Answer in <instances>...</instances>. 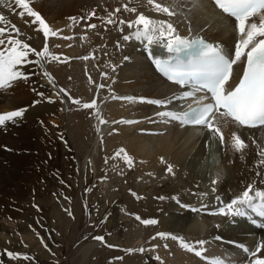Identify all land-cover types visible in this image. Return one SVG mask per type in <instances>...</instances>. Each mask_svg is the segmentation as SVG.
Instances as JSON below:
<instances>
[{
    "label": "bare ground",
    "instance_id": "obj_1",
    "mask_svg": "<svg viewBox=\"0 0 264 264\" xmlns=\"http://www.w3.org/2000/svg\"><path fill=\"white\" fill-rule=\"evenodd\" d=\"M8 2L10 0L0 3V13L20 29V38L25 39L36 49L39 48V42L44 43L43 33L35 30L37 26L31 24L32 18L27 16L21 18L17 14L18 8L15 12L10 11L6 6ZM93 2H115L118 7L128 3L129 7L137 8V13L126 12L123 19H135L138 13L143 12L155 19L169 20L177 31L185 36H202L221 45L225 50L232 51L238 40L235 22L215 9L209 0H157L176 6L175 10L178 14L172 17L153 11L152 6L147 5V0H30V6L39 11L47 23L54 29H62V36L71 38H49L53 42L50 46L51 51L61 56L60 61L46 63L51 70L50 74L54 78L55 85L49 83L48 78L43 75V72L47 71L45 66L41 69L33 64L23 68V71L30 73L28 79H19L11 87L0 89V113L25 109L23 117L0 126V224L16 223L29 213L22 204L25 197L32 199L40 190L43 191L42 200L48 196L49 191L45 189L46 184L49 183L48 178L45 179L43 176L41 180L37 179L42 177L44 172H49L54 164L53 155L68 143L65 132L62 131L63 127L57 122L53 132L47 131V125H53V120L48 124L49 119L55 118L58 122H63L65 119L63 105L59 107V102L55 100L58 92L56 85L60 79L63 80L70 69H78L77 71L82 74L84 59H78L80 53L86 56L89 50L105 44V61L98 62L100 65L98 82L104 85V92H96L97 105L105 122H100L95 141L105 136L109 141L105 143V149H112L114 146L119 147L118 149L123 148L133 159L132 167L136 175L131 185V192L124 196L123 204H115V197L109 201L108 207L111 211L105 215L107 225L113 226L117 221H123L125 228L129 229L130 224L127 219L130 218L132 211L133 193L137 192L139 194L137 197L145 198L147 209L155 212L152 217L158 218V223L153 226L157 233H172L183 236L187 241L205 239L209 241L205 253L208 257L226 256L235 261V264H246L249 258L236 245L243 244L254 249L258 241L264 240V228L252 224L247 218L237 217L230 220L229 217L219 214L213 215L212 212L218 207L213 208L212 202L218 201L216 199L218 195L219 206L221 202L226 204L240 195L250 183L255 187L264 188V183H261L264 181V166L260 164L261 157L258 155L264 149V127L238 126L230 122L227 127L222 128L225 135V144L222 146L219 140L202 126L182 125L178 121L156 115L164 110L180 111L185 100H173L165 109L148 103L120 99L119 97L125 96L172 98L174 95L179 96L184 90L163 78L155 70L152 61L143 57L141 44L145 41L134 38L123 40V35L134 29H129L125 25L124 32L121 33L115 26L108 25L105 36H102L104 33H101L102 29L88 33V30H83V23L79 29L80 23L77 24L79 18L77 23L72 24L69 16L77 15L78 11H80L79 16L88 15L90 13L88 11L94 8ZM102 7L104 8V4ZM109 11L112 10L110 8L105 10V16ZM76 32L80 36L77 37ZM85 34L86 39L82 38ZM54 45L59 47H53ZM159 50L162 49L155 48L156 53ZM125 57L129 59L125 60ZM239 65H235L236 70L239 69ZM29 82L33 85L28 84ZM82 85L87 89V84L82 83ZM97 85L96 83L95 89ZM40 93H43V96L39 95ZM46 94L54 102H49V99L45 98ZM124 120H131L134 123H122L121 121ZM234 132L240 134L248 145L242 152H236L231 147V136ZM64 155L70 160L71 150L66 148ZM85 163L86 176L90 178L89 160L87 159ZM168 165L173 167V173L167 172ZM57 171L60 182L69 184L62 180L63 173L60 166L56 167ZM214 179L217 180L215 185L212 184ZM56 182H53V185L59 192L61 186ZM213 186L216 188L215 193L212 192ZM70 190L72 191L71 187ZM201 193L207 195L202 196ZM107 194L109 193L106 192V196ZM161 196L165 199H158ZM174 196L179 198L180 203L172 199ZM185 204L196 208L207 205V208L193 212L189 208L182 207ZM36 206L44 209L41 205ZM251 215L257 219L258 224L264 222V218H257L254 213ZM143 220L144 218H141L135 224L138 225L135 226L138 234L143 232V227L140 225ZM12 233L8 230L0 231V264H9L6 250L14 251L15 248L11 242L22 240L24 246L35 247L39 253L47 249L43 238L34 232L17 233L15 237ZM153 236L155 234L145 237L147 239L145 240L143 236L137 235L129 243V247L134 249L140 247L149 249L143 253L138 252L145 255L144 259H148L147 264H161V261L163 264H210L194 253L182 249L178 241L170 238L153 240ZM216 236L223 239L215 240ZM164 244H167L168 248H165ZM96 245L98 243L84 245L83 256L85 257ZM152 245L158 247L152 249ZM239 251L242 252L241 257L238 256ZM157 255L161 260L155 259Z\"/></svg>",
    "mask_w": 264,
    "mask_h": 264
},
{
    "label": "snow or ice",
    "instance_id": "obj_2",
    "mask_svg": "<svg viewBox=\"0 0 264 264\" xmlns=\"http://www.w3.org/2000/svg\"><path fill=\"white\" fill-rule=\"evenodd\" d=\"M215 6L222 10L224 14L234 18L235 28L238 33V40L235 43L234 51L225 50L221 45L206 42L203 38H189L178 33L176 27L169 20L155 19L143 12L138 13L135 19L126 20L120 18L118 14L121 10L128 13H137L136 7H129L128 3L117 7L113 11H109L106 16L99 17L101 24L107 30L108 25L116 26L118 31L124 32V26L134 31L123 35V40L130 39L145 41V50L149 58L154 64L156 70L161 73L168 81L179 85L185 89L179 96L174 95L172 98H147L125 96L119 97L127 101H135L140 103H148L167 109L173 100H191L186 110L173 111L164 110L156 115L161 118H168L180 122L182 125H195L206 128L213 137L217 138L220 144H225V135L222 128L227 127L231 122L238 126L248 127H264V0H213ZM4 3V0H0ZM147 5L152 6L153 11L165 14L168 17L177 15L176 6L169 5L166 2H157V0H147ZM10 11L17 13L21 18L27 16L32 18L31 24L36 25V31L43 33L45 43L41 50H37L31 46L25 39L20 38V29L12 24L7 18L0 13V89L11 87L12 84L19 79H28L29 73L23 71L28 65H37L44 69V65L50 61H60L61 56L50 51L49 38L70 39L71 37L62 36V29H54L43 18L39 11L34 10L30 6V0H10L6 4ZM16 6V7H14ZM97 13L92 10L87 16H81L80 21H88L96 17ZM72 24L77 23L76 17H69ZM69 25V27L72 26ZM85 30L96 29L95 23H85ZM87 38L86 34L82 37ZM31 39L30 37L28 38ZM119 46V42H117ZM53 47H59L54 45ZM161 48L164 54H154V48ZM34 57L35 59H32ZM94 58V57H93ZM66 59V58H65ZM87 60L88 56L81 57ZM125 60L129 57H125ZM244 63L242 75L239 77L238 83L234 86L231 80L234 76V66ZM43 75L48 78L49 83L55 85L54 78L47 71ZM102 75H107L102 73ZM90 82L91 78H89ZM103 84L97 85V90L103 88ZM63 93L74 104L81 105L80 99H73L65 89L60 88L57 92V98ZM39 95L43 96V93ZM49 102H54L52 98H48ZM85 109H96L97 117L100 111L96 99L90 103H83ZM25 109L12 110L0 113V126H4L7 122H15L18 118L23 117ZM101 123L105 121L100 120ZM122 123H134L131 120L121 121ZM246 141L240 134L234 132L231 136V147L236 152H242L247 147ZM124 154L125 162L131 166L133 159L123 148L116 153L117 157ZM260 164L264 166V149L258 153ZM163 159V158H161ZM168 173H173V167L168 165ZM261 175V173H258ZM217 180L214 179L212 184L215 185ZM261 183H264L262 181ZM212 192H216L213 186ZM135 195V193H133ZM200 195L206 196L207 193ZM158 199H165L161 196ZM172 199L180 203L179 198L174 196ZM219 201L220 197L217 195ZM189 208L193 212H199L206 209L207 205H201V208L192 207L191 205H182ZM250 210V211H249ZM255 214L257 218H264V188L255 187L248 184L245 190L238 196L232 198L228 203L221 202L220 206L215 209L212 214L234 218H247L252 224L264 228V222L258 224L256 218L251 215ZM71 215V213H69ZM137 220H141L140 216H136ZM145 225H154L158 221L156 219H144ZM219 227V225H217ZM171 239L178 241L179 246L194 253L210 264H235L230 257H208L205 255L206 245L209 241L199 239L187 241L183 236H177L172 233L158 232L152 237L153 240ZM94 239L103 241V236H96ZM215 240H222L220 236H216ZM235 244V242H230ZM243 253L249 258L246 264H264V240L258 241L254 249L248 248L246 245L238 244ZM158 245H152L155 249ZM168 248L167 244H164ZM149 249L140 247L138 249H126L127 252L138 251L146 252ZM6 255L11 259H22L29 261L33 259L26 253L6 250ZM116 259H122L117 257ZM156 260H161L157 255ZM161 264L163 262L161 261Z\"/></svg>",
    "mask_w": 264,
    "mask_h": 264
},
{
    "label": "rangeland",
    "instance_id": "obj_3",
    "mask_svg": "<svg viewBox=\"0 0 264 264\" xmlns=\"http://www.w3.org/2000/svg\"><path fill=\"white\" fill-rule=\"evenodd\" d=\"M102 4H104V8ZM93 6L94 8L91 10L96 11V17L88 21H80L78 18L84 15L80 14L81 16H79L80 11H78L77 15L79 17L77 15L74 16L79 20L77 24L79 25L80 23V25L78 26L76 24V26L80 29L81 23H83L82 28L85 30V23H95L98 27L94 30L88 29L87 32L92 33L97 29H102L101 33L104 32L102 36H105V26L101 24L99 17L105 16V10L108 8L113 11L118 6L115 2H93ZM91 10L88 12H91ZM125 14L126 12L121 10L118 16L122 18ZM74 16L72 15L71 17ZM78 32H76V36L79 34ZM43 42L45 43V39ZM48 42L49 47L53 45L52 40ZM44 43L39 42V48L37 47L38 51L42 49ZM83 56L80 53L78 59ZM86 56L89 59L82 60L84 61L82 74L77 71L78 69H70L65 74L63 80L60 81V79L58 85H56L58 90L60 88L65 89L73 99H80L81 105L74 104L63 93L60 94V99L55 98L59 102V107L63 105L66 120L64 119L63 122H58L55 118L49 119L50 123L48 124H51V120H53V125H47V131L53 132L54 125L57 122V124L63 127L62 131L65 132L68 143L66 145L64 144L53 155L54 164L52 165L53 167L51 166L52 168L49 172H44L42 177L37 179L41 180L43 176L45 179L48 178L49 183L46 184L47 187L45 186V189L49 191L48 196H45L44 200H42L41 193L43 191L40 190L39 194L33 196L32 199L25 197L22 204L28 209L29 213L25 214L23 219L18 220L16 223L9 222L6 225L0 224V231L8 230L9 232H13L12 236L14 237L17 236V233H36L37 236L43 238L47 249L39 253L35 250V247L24 246L22 240H18L15 243L11 242L15 247V252L26 253L33 259L25 261L21 259L14 260L8 257L9 264H147L148 259H144V254L138 253V251H125L129 248L134 249L131 246L129 247V243L137 235H141L147 240V236L157 233V230L153 229V226H156V224L145 225L140 222V225L143 227V234H138L137 228L135 229V226H138L135 225L138 221L136 220L137 215L144 219L151 218L158 220V218L152 217L153 214L155 215V212L153 213L147 209L148 206L145 205V198L143 196L137 197L139 194L134 192L132 211H130V218L127 219L129 220L128 224H130L129 229L125 228V224L122 223L123 221H117L113 226H108L106 223L107 216L105 215L111 211L109 209L110 207H108L110 206L109 201L115 197V204H123L125 200L124 196L131 192V185L136 175L132 165L129 166L125 162L123 153L120 156L122 158L116 156L119 147L114 146L112 149H105V143L107 144L109 142L106 140L108 137L105 138L104 136L95 141L97 129L103 117L101 113L97 117L96 109H85L82 107V104L90 103L93 99H96L97 91L104 92L103 88L99 90L95 88L96 83L99 85L98 66L100 65H98V62L99 60L105 61V44L89 50ZM44 66L47 72L51 73L48 64ZM89 78H91L92 82H90ZM82 83L87 84V89ZM30 85H33V83ZM45 98H48L47 94ZM69 129H71L70 132ZM66 148L71 150L72 158L70 160L64 155ZM87 159L91 167L90 178L86 176L87 174L84 168ZM57 166L62 168L63 175H67V172H69V175L65 177L61 175L63 177L62 180L69 182V184L60 182V179H58L59 171L56 172ZM55 181H57L58 186H61L59 192L57 187L53 185ZM126 190L127 192L125 193ZM106 192L109 193L107 196ZM36 205H41L45 209V212L44 209L42 210ZM96 236H103L104 240L99 241L94 239ZM88 243H98V245L89 250L84 257L82 248ZM117 257H122V259H116Z\"/></svg>",
    "mask_w": 264,
    "mask_h": 264
},
{
    "label": "flooded vegetation",
    "instance_id": "obj_4",
    "mask_svg": "<svg viewBox=\"0 0 264 264\" xmlns=\"http://www.w3.org/2000/svg\"><path fill=\"white\" fill-rule=\"evenodd\" d=\"M214 41V40H213Z\"/></svg>",
    "mask_w": 264,
    "mask_h": 264
}]
</instances>
